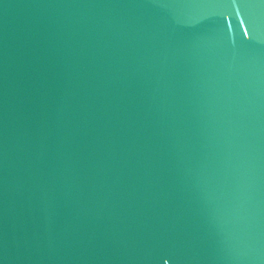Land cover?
Segmentation results:
<instances>
[{"label":"water","instance_id":"obj_1","mask_svg":"<svg viewBox=\"0 0 264 264\" xmlns=\"http://www.w3.org/2000/svg\"><path fill=\"white\" fill-rule=\"evenodd\" d=\"M0 264H264V0H0Z\"/></svg>","mask_w":264,"mask_h":264}]
</instances>
